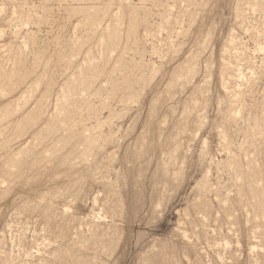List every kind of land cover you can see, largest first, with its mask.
<instances>
[{"label":"rangeland","instance_id":"obj_1","mask_svg":"<svg viewBox=\"0 0 264 264\" xmlns=\"http://www.w3.org/2000/svg\"><path fill=\"white\" fill-rule=\"evenodd\" d=\"M0 264H264V0H0Z\"/></svg>","mask_w":264,"mask_h":264}]
</instances>
